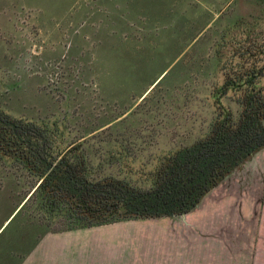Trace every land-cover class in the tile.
<instances>
[{
	"label": "rangeland",
	"instance_id": "1",
	"mask_svg": "<svg viewBox=\"0 0 264 264\" xmlns=\"http://www.w3.org/2000/svg\"><path fill=\"white\" fill-rule=\"evenodd\" d=\"M244 29L264 41V0H0V112L42 128L56 151L82 144L90 179L146 189L161 157L208 133L210 91ZM233 97L223 104L236 119ZM31 183L0 159V225ZM262 224L264 148L189 214L63 232L59 243L79 251L77 264H226L228 250L232 264H250Z\"/></svg>",
	"mask_w": 264,
	"mask_h": 264
},
{
	"label": "trees",
	"instance_id": "2",
	"mask_svg": "<svg viewBox=\"0 0 264 264\" xmlns=\"http://www.w3.org/2000/svg\"><path fill=\"white\" fill-rule=\"evenodd\" d=\"M232 40L235 63L227 60L210 91L215 118L208 133L161 157L146 189L90 179L82 144L56 151L42 128L0 112V159L21 166L32 179L26 201L15 203L4 220L15 213L0 233V257L17 256L14 264H20L48 233L189 214L264 148V41L249 29ZM229 94L240 106L236 119L223 104Z\"/></svg>",
	"mask_w": 264,
	"mask_h": 264
},
{
	"label": "crops",
	"instance_id": "3",
	"mask_svg": "<svg viewBox=\"0 0 264 264\" xmlns=\"http://www.w3.org/2000/svg\"><path fill=\"white\" fill-rule=\"evenodd\" d=\"M14 215V214H13ZM11 216V218L13 217ZM9 218L8 221L3 222L0 227V233L3 231V229L7 226L8 222L11 220ZM177 217L174 218H160V219H154V220H160V221H171L175 220ZM206 220H201L198 223V226L202 232H206ZM172 224V223H171ZM221 223H213L215 225V228L217 227L218 233L217 236L219 237V241L222 242V233H223V227L220 225ZM207 225H212L211 223ZM111 226V225H109ZM108 227V226H105ZM262 227H264V224H262ZM258 228V227H257ZM257 230V229H256ZM181 229H175L171 228L170 230H167L166 236L169 238V233L171 232V235L173 237L174 242L178 243L179 239L181 242H183V235ZM72 234V233H70ZM216 235V234H214ZM65 236H68V233H55V234H47L42 238V240L39 242V244L24 258V260L20 264H77V255L79 251L77 249H65L63 250V245H60V241ZM72 236V235H71ZM257 234L254 236V240L251 245V255L249 258L250 264H264V238L259 239L256 238ZM214 237V236H213ZM230 242H233V234L229 232L227 235ZM215 239V237H214ZM57 243V244H56ZM177 252V251H175ZM174 252V253H175ZM229 254V263L226 264H232L231 259L233 260V254L228 250ZM184 254V253H182ZM179 255L174 258L173 264H179L178 261ZM226 262V261H225ZM182 264H187L186 262H183ZM221 264V261L219 262Z\"/></svg>",
	"mask_w": 264,
	"mask_h": 264
},
{
	"label": "water",
	"instance_id": "4",
	"mask_svg": "<svg viewBox=\"0 0 264 264\" xmlns=\"http://www.w3.org/2000/svg\"><path fill=\"white\" fill-rule=\"evenodd\" d=\"M183 216V215H182Z\"/></svg>",
	"mask_w": 264,
	"mask_h": 264
}]
</instances>
